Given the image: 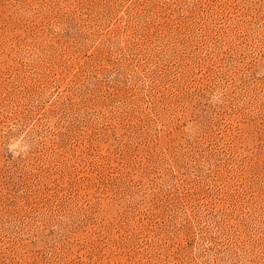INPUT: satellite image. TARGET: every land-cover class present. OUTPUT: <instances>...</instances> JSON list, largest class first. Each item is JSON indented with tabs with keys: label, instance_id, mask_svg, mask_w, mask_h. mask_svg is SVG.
Wrapping results in <instances>:
<instances>
[{
	"label": "rangeland",
	"instance_id": "rangeland-1",
	"mask_svg": "<svg viewBox=\"0 0 264 264\" xmlns=\"http://www.w3.org/2000/svg\"><path fill=\"white\" fill-rule=\"evenodd\" d=\"M0 264H264V0H0Z\"/></svg>",
	"mask_w": 264,
	"mask_h": 264
}]
</instances>
